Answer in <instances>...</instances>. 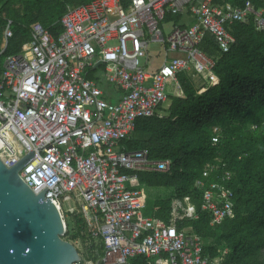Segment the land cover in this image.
<instances>
[{"label":"built area","instance_id":"built-area-1","mask_svg":"<svg viewBox=\"0 0 264 264\" xmlns=\"http://www.w3.org/2000/svg\"><path fill=\"white\" fill-rule=\"evenodd\" d=\"M170 15L190 21L168 22ZM251 16L264 32V9L249 2L241 8L215 0H93L67 7L57 38L36 23L26 49L0 60V159L11 168L33 151L21 178L36 194L47 189L45 199L64 221V213H79L89 241L104 244L99 260L85 261L87 251L73 264H129L139 256L147 264H222L179 224L203 213L212 228L233 219L235 173L207 164L195 182L199 207L175 198L165 222L145 215L147 186L137 173H169L170 160H152L147 149L127 150L123 143L139 119L163 114L170 97L183 96L179 74L214 82L218 58L201 46L211 37L221 55L228 53L235 43L231 27ZM158 57L160 65L151 67ZM104 84L119 91L117 101ZM219 140L215 128L212 142Z\"/></svg>","mask_w":264,"mask_h":264},{"label":"trees","instance_id":"trees-1","mask_svg":"<svg viewBox=\"0 0 264 264\" xmlns=\"http://www.w3.org/2000/svg\"><path fill=\"white\" fill-rule=\"evenodd\" d=\"M93 0H0V60L23 52L32 41V26L42 24L54 37L63 33L61 24L68 6ZM126 4L129 0H121ZM254 10L264 9V0H215ZM176 22L181 16L170 17ZM11 23L12 37L3 48V32ZM235 43L220 54L211 37L201 46L218 58L216 80L204 79L197 87L192 77L178 75L182 97H170L163 114L139 119L132 137L123 144L127 150L147 149L152 160H170L169 173L138 172L147 186L146 216L168 222L173 199L189 198L198 207L201 192L195 182L209 163H220L235 173V217L216 228L207 214L195 221H184L204 241V255L221 258L222 264H264V32L257 31L254 18L234 24L230 29ZM110 89V88H109ZM111 94V91L108 92ZM109 100L115 102L114 97ZM257 129H252L253 126ZM220 131L213 144L214 129ZM150 190H164L163 197L151 199ZM74 224L72 240H81L80 253L91 251L94 261L104 255L101 240L91 239L83 217L70 213ZM225 248L219 250L216 242ZM89 242V244H88ZM129 264H147L143 256Z\"/></svg>","mask_w":264,"mask_h":264},{"label":"water","instance_id":"water-1","mask_svg":"<svg viewBox=\"0 0 264 264\" xmlns=\"http://www.w3.org/2000/svg\"><path fill=\"white\" fill-rule=\"evenodd\" d=\"M30 152L9 168L0 159V264H73L82 260L78 248L63 236L64 218L48 191L36 194L21 178ZM93 260L92 253L83 257ZM82 263V262H81Z\"/></svg>","mask_w":264,"mask_h":264},{"label":"rangeland","instance_id":"rangeland-1","mask_svg":"<svg viewBox=\"0 0 264 264\" xmlns=\"http://www.w3.org/2000/svg\"><path fill=\"white\" fill-rule=\"evenodd\" d=\"M170 30H171V24L168 25V27L166 28V32H169ZM151 49H152V53H154L157 50V47L152 46ZM161 62H162L161 59H152V66L151 67H153V68L154 67H158ZM143 64H144V60L142 59L141 60V65H143ZM192 78H195V77H192ZM193 80L196 83V85L199 86V87L202 86L203 83H204V80H200V79H198V77H196ZM168 106H169V103L167 102L164 105V107L167 109ZM163 193L165 194L166 192H164V190H160V191L150 190L151 199H156V198H159V197L161 198V197H163ZM166 196H167V193L165 194V197ZM71 205H73V204L71 203ZM64 216H65V223H66V233L63 236V238L66 241H69V242L73 243L79 250H83L84 245H83L81 240H72V237H73V234H74L75 230H74V224L72 222L70 213H64ZM216 244L219 246L218 247L219 250L224 252L225 248H223V246L219 243V241H217Z\"/></svg>","mask_w":264,"mask_h":264},{"label":"crops","instance_id":"crops-1","mask_svg":"<svg viewBox=\"0 0 264 264\" xmlns=\"http://www.w3.org/2000/svg\"><path fill=\"white\" fill-rule=\"evenodd\" d=\"M170 17H175V16H171L170 15ZM167 21L168 22H170V21H175V20H173V19H169L168 20V18H167ZM189 21H190V19L188 18V17H185V16H181V20L179 21V22H183V23H186V22H188L189 23ZM176 22V21H175ZM168 25H170V24H167V26H166V28L168 27ZM170 27V26H169ZM162 57H158V58H154V59H161ZM155 68V67H154ZM189 75H191V74H189ZM194 77L196 78V77H198V79H200V80H204V78H202L201 76H195L194 75ZM195 78H192V79H195ZM193 82H194V80H193ZM194 84L196 85V83L194 82ZM106 86V85H105ZM197 86V85H196ZM197 87H199V86H197ZM201 87V86H200ZM106 88H107V91L109 92V91H111V95L113 94V95H116V97L117 96H119V91H117V90H115L114 89V87L113 86H106ZM110 88V89H109ZM115 99V101H117V99H118V97L117 98H114ZM169 103V102H168ZM169 106H170V103H169ZM168 106V107H169ZM167 107V108H168ZM164 109H166L165 107H164Z\"/></svg>","mask_w":264,"mask_h":264}]
</instances>
